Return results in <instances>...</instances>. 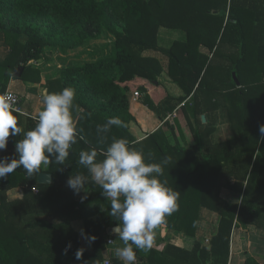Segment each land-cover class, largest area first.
I'll return each instance as SVG.
<instances>
[{
  "label": "trees",
  "instance_id": "obj_1",
  "mask_svg": "<svg viewBox=\"0 0 264 264\" xmlns=\"http://www.w3.org/2000/svg\"><path fill=\"white\" fill-rule=\"evenodd\" d=\"M220 9L226 11V23L219 36H215L214 26L205 31L199 25L196 28L197 15L218 14ZM11 14L18 15L8 17L16 23L53 17L68 28L93 20L113 35L114 43L108 54L82 65L65 67L58 77L46 79L48 93L69 86L75 88L73 114L80 117L76 124L78 129H83L84 140L78 139L72 146L63 165L53 160L49 166L41 167V172L51 174L49 184L38 183L37 175L28 176L22 167L0 180V264H103V234L119 221L110 215V201L102 188L78 160L81 150L93 148L97 160H102L101 153L113 137L128 140L131 147L144 153L146 162L168 160L163 165V175L158 178L179 195L177 210L166 216L163 223L167 227L192 235L200 206L220 215L217 232L208 241L209 249L198 242L191 251L166 245L163 255L167 258L150 250L146 259H138L137 264H168L172 259L179 264H228L233 227L264 230V138L259 134V125L264 124V0H0V32L9 46L0 60V95L7 90L15 68L22 66L20 77L30 79L26 73L30 61L39 58V45L45 42L44 35L31 31V27L22 31L3 24L2 16ZM202 24L208 28V22ZM161 26L184 30L185 39L173 41L168 48L160 46L157 31ZM148 50L166 56L168 75L184 90L178 100L190 96L189 107L197 124L192 146H182L173 126L165 120L167 113L175 108L171 103L175 99L167 94L155 103L143 85L137 88L142 93L141 102L163 121L162 125H168L174 143L166 142L160 129L141 140H136L129 131L128 123L134 117L129 112L127 91L136 89V79L156 80L162 72L161 61L144 54ZM213 60L227 61L222 65L225 74L217 76V83L209 79V75L213 76ZM233 72L239 85L232 78ZM222 85L228 89L223 90ZM203 89L219 92L229 102L225 104L226 114L234 131L230 140L220 143L207 140L213 128L201 118ZM14 115L20 126L21 115L16 112ZM109 117H119L125 126L97 132V125L104 124ZM35 123L27 118L25 131ZM22 137L21 133L10 136L7 150L0 152V156H13L15 143ZM77 174L86 177V193L99 204L94 219L88 217L85 204L76 200L73 193H63L64 189L63 192L60 189L69 176ZM18 185L25 187L22 198L6 201L5 192ZM43 187L49 189L47 203L52 206L58 201L62 205L61 209L45 212L62 213L64 220H49L44 218L47 216L44 212L39 214L43 217L35 214L37 207L31 189ZM224 190L230 193V198L222 196ZM61 193L64 199L57 197ZM18 206L23 226L12 228L9 219ZM73 219H81L85 230L97 237L92 250H85L81 261L74 259L76 250L84 246L71 227ZM39 230L57 235L40 239ZM69 241L72 248L65 262L59 255ZM111 262L123 264L116 258ZM243 264L260 263L246 255Z\"/></svg>",
  "mask_w": 264,
  "mask_h": 264
},
{
  "label": "clouds",
  "instance_id": "obj_2",
  "mask_svg": "<svg viewBox=\"0 0 264 264\" xmlns=\"http://www.w3.org/2000/svg\"><path fill=\"white\" fill-rule=\"evenodd\" d=\"M76 96L75 88L65 87L59 92L45 94L42 108L35 117V126L23 130L18 126L14 113L13 101L6 95H0V152L7 150L9 137L23 132L22 139L14 146L13 156H0V180L22 167L28 176L41 173L42 166L50 163L63 165L70 155V149L79 140H84L83 129H78L73 108ZM90 115V114H89ZM112 126H125L119 117H109L102 125H97V132H109ZM259 134L264 138V124L259 125ZM96 149L81 150L79 165L88 170L91 179L103 190L111 205L110 215L119 223L110 230V235L117 236L123 247L115 248V256L123 264H137V252H149L154 245L155 230L165 222L166 216L177 210L178 193L162 183L158 178L163 175L161 163L146 162L144 153L129 145L125 138L113 137L111 143L101 153L102 160H97ZM18 156V158H16ZM86 177L82 174L69 176L66 185L81 202L87 198L85 191ZM50 180V178H49ZM85 195L81 196V192ZM90 248L97 237L81 227L78 233ZM72 243H66L63 252L66 255ZM85 247H80L74 254L76 261H81Z\"/></svg>",
  "mask_w": 264,
  "mask_h": 264
},
{
  "label": "rangeland",
  "instance_id": "obj_3",
  "mask_svg": "<svg viewBox=\"0 0 264 264\" xmlns=\"http://www.w3.org/2000/svg\"><path fill=\"white\" fill-rule=\"evenodd\" d=\"M225 15V9H220L218 14L197 15L196 21L198 20L199 23H196V28L197 25H199L200 30L204 28L203 30L205 31L206 29L211 30L212 26H214V31H216L215 36H219L226 23ZM242 15L243 21L245 22L247 19V12L245 11ZM9 16L18 15H3L1 18L3 24L8 26L10 25V28H21L22 31L28 27H31V31L40 35H44L45 37V42H42L41 45H39L41 48L39 58L37 60L30 61L31 66L26 71V73H28L27 76L30 77L29 80L36 82V84H34L38 85V89L34 90L35 94L32 98L34 101H36L37 98L40 97V103L42 101L41 98H43L45 94H48L46 88L47 78L58 77L61 69L65 67L82 65L87 61H93L102 55L108 54L111 51V46L114 43L113 35L102 25L96 24V22L93 20H84L75 23L74 26L68 28V26L60 24L53 17L46 19L26 18L28 20L16 23L15 20L8 18ZM207 22L208 28L202 24L204 23L207 25ZM61 35H63L64 38H61ZM185 35V31L182 29L161 26L157 31V40L160 46L168 48L173 43V41L185 39ZM22 39H24V37ZM8 47L9 46L6 37L0 32V53L3 54L4 52H7ZM144 54L158 58L162 63V72L156 78V80H147L149 83L145 86V88L146 90H150L147 92L151 94L153 101L158 97L159 100H157V102H159L161 99L166 97L167 94H169L172 99H175L171 101V103L175 105V108L171 112L167 113L169 115L165 117V120H167L169 124L173 126L176 138L182 146L188 147L194 145V131L197 124L189 107L190 101L188 100L190 99V96L183 101L178 100L179 97L184 94V90L168 75L166 69L167 58L164 54L153 50H148ZM224 63H227V61L224 60L221 62L213 60V76L209 75L210 80L217 83V76L225 74V69L222 67ZM249 74L250 73H248V75ZM227 77L226 80L229 82L230 79ZM17 78L19 77L13 79L15 80ZM36 78H38V80L35 81ZM242 79L244 78L242 77ZM138 87L139 85H136V89L130 92H133L134 97L141 98L142 93L137 90ZM222 87L223 90L228 89L227 85H222ZM12 91L17 93V95L20 97L18 92L15 90ZM135 92H138V96L135 94ZM201 99L204 109L203 115L205 117V121L203 122L207 124L209 123L213 128V131L208 134L207 140L213 143H220L230 140L234 135V131L226 114V105H229V102L225 100L222 95L220 96L219 92L214 93L213 91L211 93L207 89H203L201 91ZM186 102H188L187 106L185 105ZM26 108L28 109V107ZM133 110L139 117L140 121H144V124L142 125L143 127L152 125L153 116H150L149 113L142 110ZM154 129H160L159 132L163 134L165 138L164 140L166 142L171 144L174 143V138L170 134L168 125L164 126L161 124V126L158 128L154 127ZM154 129L152 130L155 131ZM226 194L227 192L224 190L222 192V196L227 198ZM246 229V237L247 239L251 240L249 244L250 249H248L253 250L255 243L252 239L258 238L259 232L255 230L254 227H246Z\"/></svg>",
  "mask_w": 264,
  "mask_h": 264
},
{
  "label": "crops",
  "instance_id": "obj_4",
  "mask_svg": "<svg viewBox=\"0 0 264 264\" xmlns=\"http://www.w3.org/2000/svg\"><path fill=\"white\" fill-rule=\"evenodd\" d=\"M6 54L7 52H4L3 54L0 53V60H2ZM13 78H16V77L12 76L10 78L8 85H7V89L15 90L16 92H18V94L20 95L19 98L21 101V106L25 111L31 112V113H38V111L42 108V103L39 102L40 97H38L39 99L37 98L36 101H34L32 98L35 94L34 90L38 89V85H35L36 82L30 81L27 79L24 80L21 77L15 80ZM135 81L137 85H143V86H146L149 83L146 79H136ZM130 91H133L132 88L131 90L127 91L129 112L133 115L134 120L128 123V127H129L130 133L135 137V139L141 140L148 133H151L154 127L158 128L159 126H161L163 121L160 120L155 115L154 112H152L149 108H147L141 102L140 97H137V98L134 97L133 92L131 93ZM147 91H150V90H147ZM157 100H159L158 97L156 98V100L154 99V102L156 101L155 103H157ZM25 106L28 107V109ZM133 109H138L139 111L140 110L145 111L149 113L150 116H153L152 125L148 127H143L142 125L144 124V121L143 120L142 122L140 121L139 117L135 114V111ZM26 120H27V117L21 115V125L20 126L21 128H23V130H25ZM21 134L23 136V132ZM44 167L45 166H42V168ZM41 173H47V172H41ZM24 188L25 187L22 185L9 188L5 192L6 201L22 198ZM60 189L61 191L62 189H64L65 192L62 191L63 193H73V191L67 187L66 183H64ZM48 190L49 189L46 187H43L42 189H39V188L31 189L30 194H32V196L34 197L33 200H35L36 207H37V213L35 214H37V216L43 217L42 215H39V214H42V212H44V214H47V216L46 217L44 216V218H48L49 220H52V221L64 220L66 217L62 213L49 214L45 212V210L47 209L52 208L56 210V209H61L62 207L61 203L58 201H56L55 205L52 204V206L49 203H47L48 197L46 196V194ZM85 191H86V188H85ZM85 191H82L80 195L81 196L85 195ZM63 195L64 194L61 193L57 197L64 199ZM226 195L228 198L231 197L230 193L228 192ZM74 197L76 200L81 202L80 197L78 196H74ZM82 203L85 204L88 217H90L91 219H94L96 217L99 204L93 198H89L88 194H87V198ZM14 210L15 211H14V215L12 219H9V220H12V223H13L11 227L15 228V225H16L17 226L16 228H20L23 226L22 214L20 213L21 207L18 206ZM219 218H220V215L216 211L211 210L205 206H200L199 211H198V218L196 222L195 232L192 235H189L181 230L167 227L165 224H161L155 230L156 236H155L153 248L151 250L156 251V253H158L163 258L164 257L167 258V256L163 255L166 245H174L179 248H183L187 251H191L194 248L195 243L198 242V243H201L202 245H205L206 248L209 249L208 241L217 232ZM70 224L73 230L77 233L80 243L86 248V250H92L93 245L90 248L86 247L84 240L81 239L78 235L79 229L81 227L85 228L83 221L81 219H73L71 220ZM112 228L113 227L108 228V229H112ZM254 228L255 230L259 232L258 234L259 237L252 239L255 244L253 246V250H249L250 249L249 244L251 240L247 239L246 237V232H245L247 230L246 227H242V226L233 227V230L231 233V239H230V254H229L228 264H243L246 255H251L255 257L259 261L260 264H264V230L261 228H256V227ZM108 229L103 234V254H104L103 264H104V261L106 260L109 261L110 264H112L111 262L112 259L114 258L119 259L115 256V248L123 247V242L120 241L117 236L110 235V233L107 232ZM28 232H32V231H28ZM38 232H39L38 238L40 239H44V238L46 239L47 237L57 235V233L53 231L49 232V231L39 230ZM109 238H112L111 244L107 243V240ZM134 251L137 252V260L140 259L144 261L146 259L145 257L149 254V252L144 253L142 251L135 249V247H134ZM69 258H70V255L68 253L65 255L64 252H62L59 255V259L65 262H68ZM168 264H179V263H176L172 259V262H169Z\"/></svg>",
  "mask_w": 264,
  "mask_h": 264
},
{
  "label": "built area",
  "instance_id": "obj_5",
  "mask_svg": "<svg viewBox=\"0 0 264 264\" xmlns=\"http://www.w3.org/2000/svg\"><path fill=\"white\" fill-rule=\"evenodd\" d=\"M135 94L138 96V92H135ZM1 95H6L8 97H10L13 101V107L17 110L16 113H19L27 118H31L34 122H36L35 119H33L32 117H35L37 115V113H31V112H27L25 111L22 106H21V101L19 96L17 95V93L13 92L12 90H5ZM107 243H112V238H109L107 240ZM104 264H110L109 261H104Z\"/></svg>",
  "mask_w": 264,
  "mask_h": 264
},
{
  "label": "water",
  "instance_id": "obj_6",
  "mask_svg": "<svg viewBox=\"0 0 264 264\" xmlns=\"http://www.w3.org/2000/svg\"><path fill=\"white\" fill-rule=\"evenodd\" d=\"M22 71H23V67L22 66H19V67L15 68V70L13 72V76L14 77H20ZM232 78L235 81L236 85H239V81H238V79L236 77V73L235 72L232 73ZM201 118H202V121H205L204 115H201ZM49 178H50V180H49ZM37 181L40 184H49L51 182V174L50 173H40V174L37 175ZM110 230L111 229H108L107 232L110 233Z\"/></svg>",
  "mask_w": 264,
  "mask_h": 264
}]
</instances>
